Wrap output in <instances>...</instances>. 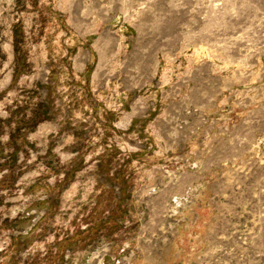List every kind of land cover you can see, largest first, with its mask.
<instances>
[{"label":"rangeland","instance_id":"1","mask_svg":"<svg viewBox=\"0 0 264 264\" xmlns=\"http://www.w3.org/2000/svg\"><path fill=\"white\" fill-rule=\"evenodd\" d=\"M0 264H264V0H0Z\"/></svg>","mask_w":264,"mask_h":264}]
</instances>
